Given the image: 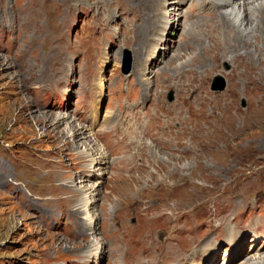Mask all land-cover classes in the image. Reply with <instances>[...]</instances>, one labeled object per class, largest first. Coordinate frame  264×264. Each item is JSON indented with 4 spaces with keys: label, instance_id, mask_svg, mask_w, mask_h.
<instances>
[{
    "label": "rangeland",
    "instance_id": "374dc122",
    "mask_svg": "<svg viewBox=\"0 0 264 264\" xmlns=\"http://www.w3.org/2000/svg\"><path fill=\"white\" fill-rule=\"evenodd\" d=\"M118 1L115 0L114 4L111 3L112 0H54L48 11L40 13L30 10L31 2H25V0H8L7 4L0 7V19L3 18V11L6 8L14 24H19L18 48H20L17 57L9 58L0 54V264H70L73 260L85 261L86 259L89 264H93L96 257H91V254L101 248L104 249L105 255L100 259V264H111L106 257L109 244L106 236L107 229L110 232L113 225L114 216L125 219L130 225L140 213L152 216L161 210H174L171 212L189 210L196 203L210 204L214 199L218 200V204H222L223 198L234 192L245 194V199L239 197L242 202L247 200L255 202V198L264 195V97L259 108L252 111L248 117L243 115L251 108L250 97L256 92L252 89L248 93L250 95L240 96L241 86L247 78L246 80L238 79V82H241L236 87L238 95L233 98L234 110H237L240 115H233L228 123L220 124L223 129L220 134L221 139L208 150L209 144L207 148H203L204 140L197 136L196 126H200L209 119L213 111L226 112L228 104L231 108L230 101H224L223 105L219 103L217 106L215 100V95L226 91L228 76L235 71L227 60H220L219 66L218 63H212L214 67H219V70L204 78L196 77L198 65L193 63L182 65L183 68L193 70L195 75V78H190L189 82L184 81L189 85L184 88L182 95L191 97L192 91H196L203 81L207 82L204 90L211 95L212 99L210 98L204 108L203 118L189 125L185 133L178 137V146L168 151H156L159 153L157 159L155 155L149 153V159L147 148L150 143L143 144V148L138 152V156L144 161V167L140 170L125 171L124 162H120L117 167L106 163V167L102 168L101 172H99L100 166L89 168L94 164L95 158L101 163L104 159L91 130L79 126L67 117L63 120L64 123L56 127L52 125L54 122H48L41 117L42 114L53 117L60 114L38 112L34 106V94L38 89L39 80L47 71V61L43 54L28 50L30 41H34L35 31L30 26L26 37L25 22L32 24L35 18L41 19L42 23L59 30L62 28L64 32L67 48L65 51L56 52L53 47L50 50H44L46 56L49 55L48 53L57 55L58 67L68 70L67 78L73 84L60 87L53 95L51 102L57 105L67 104L70 110L76 107L89 111L91 97L87 89L100 88L102 96L96 98L95 108L98 109V116H102L107 101L108 83L117 74H124L123 70L127 68L126 66L131 72L138 64L133 61L132 52L137 49L139 43H142L143 33L141 32L140 38L135 43L121 48H118L115 43L104 45L105 54L99 69L101 79L93 78L91 64L96 49L93 37L97 35L94 22L82 15L81 11H75L65 23L63 18L70 7L77 8L91 3H103L108 10L111 9L116 18H121L124 10ZM13 5L14 8H19L14 9ZM24 7L27 11H24ZM128 17L131 16L128 15ZM49 18H53L54 23L50 24ZM198 18L200 17L194 20H201L199 24L217 21L209 17ZM249 20H247L249 24L255 25ZM197 22L193 25L196 26ZM210 22L207 26H210ZM178 28L172 48L179 40L183 42L188 39L189 42L181 47V52L177 54L179 56L172 60L170 66L178 65V60L189 63L193 60L194 56H191L194 54L196 58L200 57L199 59L217 58V62L218 58L225 54L231 55L229 51L219 50L220 48L209 51L205 45L196 44L195 40L187 35L191 32L192 35L196 29L189 28L190 31L188 30L185 36L181 26ZM203 28H205L204 25ZM258 34L260 38L253 40L258 45L256 52L246 56L251 60L250 64L257 62L259 53L264 52V30L260 29ZM204 37H208L207 33H204ZM256 43L247 45L245 52L248 49L252 50ZM194 49L196 50L193 52ZM125 50L130 53V56L127 55V51L125 53ZM30 54L28 59L33 58L32 60L27 59ZM169 54L174 53L170 51ZM65 58H67L66 64H64ZM156 58L158 59V56ZM165 59L159 60L160 63L152 67L148 91L164 94V98L169 97V93L172 92L174 99L178 95L175 93V86L174 84L168 86L166 81V76L171 72L170 69L162 68L158 71L159 76L155 75L156 68H161ZM36 60L43 71H38V64L31 67L30 62ZM196 60L194 59V62ZM239 63L245 65L246 58H242ZM237 65L241 68L238 63ZM29 67L28 73L33 74V79L28 76ZM260 70L252 75L251 79L256 77L262 82L261 87L264 93V65ZM125 77L129 81L132 80L131 75ZM174 81V83L178 82ZM79 83L83 84L84 92L77 96L76 89ZM72 122L74 127L82 132L77 140H72L69 135H66L67 132H64L68 128L67 123ZM213 123L215 121L211 125H214ZM83 143L85 144L82 145ZM89 144L96 148L94 153L90 151ZM103 153L105 154L104 151ZM149 161L154 164H149ZM84 170H90L99 178L83 181L84 177H80L79 173ZM70 182L73 193H66L65 190L60 189L64 185H69ZM257 202L264 206V201L257 199ZM72 210L82 213L84 222L89 217L96 220L95 231L90 233L86 240H78L72 228L64 226L57 230L45 226L44 216L48 214L65 216ZM160 229L157 228L154 233ZM160 234H162L161 231L158 232L159 236ZM249 236L246 233L244 238ZM219 242L216 264L226 257L224 247L227 243H223L222 240ZM249 243L246 242V245ZM227 251L230 252V249ZM254 256L263 258L264 254L258 252ZM254 256L252 260L244 264H255V262L264 264V260L260 258L254 260ZM245 259L238 264H243ZM123 263L124 260L121 257L117 264Z\"/></svg>",
    "mask_w": 264,
    "mask_h": 264
},
{
    "label": "bare ground",
    "instance_id": "6f19581e",
    "mask_svg": "<svg viewBox=\"0 0 264 264\" xmlns=\"http://www.w3.org/2000/svg\"><path fill=\"white\" fill-rule=\"evenodd\" d=\"M159 1L160 0H154V3L152 4L153 10L155 7L159 6ZM25 2H31L30 10L40 13L48 11L54 3V0H25ZM114 2L115 0H112L111 3ZM118 2L121 4L122 10H124L123 15L126 13H132L136 16L139 22L134 37L120 36L129 34L128 30L124 29V32L121 31V24L126 23V17L116 18L111 9L108 10V7L106 8L103 3H91L86 6H78L77 8L70 7L63 18V23L69 21L72 13L75 11L94 14L96 18V26L102 34L101 38L108 39L117 35V40L122 44V47L127 46V44H130L133 41L135 43L140 38L141 32L144 36L142 43H139L137 49L132 52L133 61L138 62L135 73L132 74V84L129 86V89H124L122 88L124 79L122 77H117L115 92H113L115 93L114 101L109 103L108 106L110 109L107 111L104 118L100 120L96 128H94V117H92L87 124H83L81 119L76 117L75 113H62L57 111L54 106L45 105L41 96L42 93L44 91H51L56 85L67 83L68 80H70L69 78H66L68 77V70L58 69L57 55L53 56L48 53L49 55L46 56L44 50H50L53 47L57 52L59 49H64L63 32L62 28L60 30L52 28L50 25L42 23L41 19L36 20L35 18L32 21L34 26L25 22L27 30L26 37L29 33L30 26H32L35 31L34 41H30L31 44L28 50L43 54L47 61V71L40 80L38 79L40 83L34 94V106L38 112L60 114L55 117L49 114L41 115V117L48 120V122H54L52 124L54 127L58 126L60 123H64L63 120L67 117L76 122L79 126L91 130L101 148L100 153H102L104 159H102L101 163L95 158L94 164L89 168L100 166L101 168L99 169V172H101L102 168L106 167V163L117 167L120 162H124V167L126 168L125 171L140 170L144 167V161L142 157L138 156V152L143 148V144L147 142L152 144V146L149 144L147 148V156L149 157V153H152L155 155L156 159L158 158L157 156H159V153L156 151H168L173 147L178 146V137L185 133L189 125H192L194 122L203 118L205 114L204 108L211 98V95L204 90L206 89L207 82L203 81H201L196 91H192L191 97L188 95H182L184 88L189 85L188 82L190 78H195L194 71L186 67L183 68L182 65L185 66L190 63L198 65L196 70V77L198 78L210 76L213 72L219 70V67H214L213 64L218 63L219 66V62L222 59L230 62L232 68L235 70L233 71V74L230 73L228 76L229 80L226 91L217 95L215 98L217 106L219 103L223 105L222 102L224 101H230L231 108L228 104L226 112L224 110V112L219 110L213 111V114L209 119L205 120L200 126H196V129L198 130L197 136L204 140L203 148H207V144H209L208 150L212 149L211 147L216 144V141L221 139L220 134L223 129L220 124L228 123L233 115H240L237 110H234L233 100V98L238 95L236 87L241 83L238 82L239 78H245V80L247 78V81L241 86L242 90L240 96H246V94L250 95L248 93H250L252 89L256 90L255 94L250 97L251 108L249 107L250 109L243 115L248 117L252 111L259 108L260 102L264 97L261 87L262 82L257 80L256 77L251 79V76L258 73L262 65H264V52H262L263 54L259 53L258 61L253 64H250L251 60L246 56L253 55L254 51L257 50L258 45L256 41L253 42V40L260 38V35L258 34L260 29L264 30V0H168V11L165 12L164 21H162L163 24L151 21L148 14L143 12L141 6L146 0H119ZM0 7H3V0H0ZM25 10L24 7V11ZM191 14H194L193 17L199 16L200 18L198 19L209 17V19H216L217 21H207L203 24H199V21L201 20L190 19L189 15ZM181 15L183 18L187 16L188 21H181ZM247 20L253 22V24L255 23V25H252L251 23L249 24ZM48 21L50 24L54 23L53 18H49ZM196 21H198L197 25L194 26L193 24L196 23ZM208 22H210V26H207ZM179 24H181L182 33L185 32V36L189 28L196 29V32L192 35V32L187 34L191 36L190 38L195 40L196 44L205 45L209 51L220 48L219 50L229 51L231 55L225 54L223 57L218 58L217 62V58L214 59L212 57L209 60L199 59L200 57L197 55L199 58H196L194 54L191 56H194L191 62L188 63L178 60V65L175 67L170 66L172 60H175V57L179 56L177 54L181 52V47H184L189 40L187 39L183 42L179 40L177 45L172 49L170 46L163 47V52L173 51L174 53L171 55L172 53L169 54L168 52L167 54L166 52L163 58L159 56V49L161 48L159 45L165 46L170 39H173L172 34L179 29ZM203 25L205 28H203ZM194 29H192V31H194ZM10 30L13 31L14 38L12 43L7 45L2 43L3 35L6 31ZM18 30L19 24H14L7 9L4 8L3 18L0 19V54L4 57H17V53L20 49L18 48ZM153 30L159 32L155 37H153L151 33L149 34V32H152ZM204 33H207L208 37H204ZM251 43L256 44L253 45L252 50L248 49V51L245 52L246 46ZM195 50L196 49H194L193 52ZM30 56L31 54L28 55L27 59ZM156 56H159L158 59ZM167 56H169L168 59H165ZM242 58H246L245 65L241 64L242 62L239 63ZM32 59L33 58H30L28 60ZM164 59L165 61L162 67L156 68L155 75L159 76L158 71L162 68L170 69L171 72L166 76V81L168 82V86L174 84L178 94L177 97H175L177 100L172 106H168V104L163 101V94L148 91L150 88L149 74L152 73V67L158 65L160 61ZM194 59L197 60L194 62ZM168 60L169 62H167ZM30 63L31 67L38 64V71H43V68L37 60L35 62L31 61ZM66 63L67 58L64 59V64ZM237 63L241 68L238 67ZM244 66H246V68H244ZM29 70L30 67L27 70V73ZM249 71L252 73L249 74ZM28 76L33 79V74L28 73ZM174 80H177L178 82L176 81L177 83H174ZM184 81L188 82L184 83ZM146 100L151 102L153 109L150 111H140L139 105ZM173 121H177L178 126L171 129L169 128V125ZM213 121H215V123H213L214 125H211ZM67 125L68 128L65 129L64 132H67L66 135H69L72 140H77L79 135H82V132H79L78 129L74 127L75 125L73 122L67 123ZM84 144L85 143L82 145ZM89 145H91L90 151L94 153L96 148L92 147V144ZM194 151H196V149ZM136 161H138V163ZM149 164L154 163H150L149 161ZM79 175L82 178L84 177L83 181L86 179L91 180L92 178H99V176H94L90 170H84L79 173ZM71 186L72 183L70 182L69 185H64L60 189L65 190L66 193H73V190L71 191ZM83 186L86 187L85 185ZM77 190L79 189L77 188ZM79 192L81 191L79 190ZM85 194H87V192ZM240 196H242L241 192L231 193L225 198L227 200L226 208L215 210L214 213H212V216L209 214L205 216L206 226L211 232V237L209 239L206 238L201 242H195L194 235L197 234L198 230L196 227L191 228L192 235L187 239V243L192 244L190 250L184 249V244L168 245V226H174V222L177 218L183 214L190 213L191 210L199 206L200 203L194 204L195 206L189 210L185 209L175 212H171L174 210H161L152 216H146L140 213L139 215L143 222L133 230L138 236L136 242H132V231L126 227V220L121 219L118 216L115 218L114 216L110 232L107 229L106 239H109V244L106 250L107 260L110 261L111 264H117V262L120 261L119 259L121 255L125 251V246L127 244L135 243V248L131 251L125 264H183L184 261H191L199 264V257L206 251H209L216 237L223 235L233 243L237 231L246 225L237 220L243 212V207L246 206L245 202L239 200ZM251 207L254 209L255 205L253 204ZM44 220L45 224L47 223L49 225H51L54 220H59L63 227L65 226L73 229V234L78 240H86V237L95 231L94 229L97 225L96 220H93L90 217L89 219H85L86 222H84L82 213L75 210L68 212L65 216L48 214L44 216ZM151 221H159L160 223L150 225L149 222ZM160 225H163L166 229L163 238H158V236H155L156 233H154L155 230L159 228L157 226ZM247 226L254 231V238L257 239L261 236V232L263 231L264 221H252L251 223H247ZM54 227L55 226H53L52 229H54ZM99 245L101 246V244ZM263 247L264 246H262V248ZM258 252L264 254V249L256 250L255 252L243 251L244 258H246L243 261V264L252 260V256L256 255ZM94 255L99 257L97 264H100V259L104 258L105 255L104 249L101 248L100 250L92 252L91 257ZM259 258L260 256L253 257L254 260ZM260 259L264 260V256ZM87 262V259L85 261L73 260L70 261V264H86Z\"/></svg>",
    "mask_w": 264,
    "mask_h": 264
}]
</instances>
